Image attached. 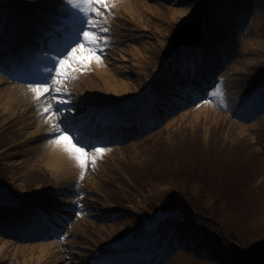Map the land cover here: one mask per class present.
<instances>
[{"label": "rangeland", "instance_id": "rangeland-1", "mask_svg": "<svg viewBox=\"0 0 264 264\" xmlns=\"http://www.w3.org/2000/svg\"><path fill=\"white\" fill-rule=\"evenodd\" d=\"M46 1L0 0V36L6 35L7 24L14 18L12 13L25 14L29 21L64 19L72 33L79 32L85 16L70 11L79 0L66 3L70 8L64 12H56L53 2L46 5ZM56 1L62 5V0ZM98 7V13L96 8L87 10L92 14L88 23L99 26L94 35L102 37L99 62L116 81L137 90L111 100L116 102L117 110L130 108L154 88L166 93L177 83L181 87L161 99L163 116L139 117L143 125L127 137L91 142L106 151L90 153L89 159H95L86 169L62 176L50 171L48 158L44 157L54 138L43 111L50 108L49 113L57 116L52 111L60 102L57 94L64 93L69 108L75 106V115L84 110L88 96L96 94L105 99L107 92H112L105 89L103 81L100 85L95 77L87 80L85 76H95L97 60L89 58L83 67L68 61L67 74L60 79L56 74H46L53 67L58 72L59 65L51 61L65 50L50 55L45 51L29 52L35 50L31 48L30 54L49 60H43L42 65H21L47 76L44 82L52 75L50 90L59 91L55 96L29 91L8 105L0 94V197L17 205L44 202L61 210L65 217L51 240L34 233H0V264H51L54 259V264H96L93 256L106 260L117 250L125 251L121 261H139L152 241L156 256L162 251L157 264H264V257L253 259L245 254L260 249L264 253V104L257 92L264 88V0H107L106 7ZM239 18H246V22H238ZM197 19L203 21L202 39L209 34L215 43L201 60L211 57L210 63H215L211 69L219 79L207 88V95L211 92L205 97L209 102H202L203 98L187 104L177 100V94H186L180 82L184 76L171 73L168 64L188 54L179 53L186 49L182 46L173 49L171 37L180 25ZM29 21L22 22L23 27H30ZM208 27L213 28L212 33ZM223 55L227 58L222 61ZM0 77L4 79L0 88L22 84L33 90L32 86L43 82L17 83L1 72ZM213 93H219L218 98ZM8 107L10 110L5 111ZM226 110L239 111L243 118H233ZM64 115L67 113L56 117L57 127ZM187 165L198 166L200 176L187 177L189 171H179ZM173 185L181 189L182 195L185 190L194 194L201 188L198 197L204 198L208 211L181 199ZM219 185L235 192L236 203L227 206L216 197V201L211 199ZM166 200L173 203L171 210L164 208ZM174 224H182L191 232L188 236L194 234L203 241L188 238L182 245L176 244L180 240L172 233ZM208 240L217 244L224 255L204 253ZM40 243L58 246L40 253L35 247ZM47 256L54 257L46 260Z\"/></svg>", "mask_w": 264, "mask_h": 264}, {"label": "bare ground", "instance_id": "bare-ground-1", "mask_svg": "<svg viewBox=\"0 0 264 264\" xmlns=\"http://www.w3.org/2000/svg\"><path fill=\"white\" fill-rule=\"evenodd\" d=\"M53 2H55L56 0H52ZM63 2H61L60 4H62L61 7H57V4L59 3V1H56L54 3V5L52 7H55L54 10L56 12H64V11H67L68 9H63L64 5L66 3H69V0H62ZM73 0H70V3L72 2ZM75 2H78V0H74ZM51 2V0H47L45 3H49ZM65 2V3H64ZM89 0H79V3L76 4V5H73L71 11L74 12V15L75 16H85V14L88 12L87 10V4H88ZM123 2V1H122ZM77 5H80V7H76ZM145 6V5H144ZM84 8V10H83ZM12 11H13V7L11 8ZM151 10L154 11V9L151 7ZM157 13V12H156ZM155 13V14H156ZM177 13H182V12H177ZM13 15H15L16 19L14 20V23L12 28L10 29V31L8 32L7 35H5L4 37H2L4 39L3 42H0V45L1 43L4 44L5 46H8L10 47L12 44H13V41H17L19 39L20 43H18L19 45H24V44H27V43H30L29 45L30 46H34L36 45L35 43L38 42L37 44L40 45V43H44V37L47 36V37H51L52 39H55V43L56 45H59L61 43V37L57 36L56 37V34L60 32V30L58 29H65L63 33L66 34L67 33H70V34H73L72 30H71V27L70 26H60V22H53V21H43V20H40V19H36V20H32L31 21V27L30 29H28V31H21L19 29V27L21 25H24V23H21V22H24L27 20L25 14H14L12 13ZM158 14H159V11H158ZM174 16V15H173ZM62 23L65 22L66 20H61ZM41 25V26H40ZM45 25H48L49 27H56L57 29H50L51 30H54V31H51L52 33H49L50 31L48 29H45ZM208 31L211 32V30H213L212 27H208L207 28ZM54 33V34H53ZM62 33V34H63ZM212 33V32H211ZM75 35L74 38L76 37V34H73ZM203 36V35H202ZM46 37V39H47ZM12 38V42H9V39ZM50 38V39H51ZM1 39V37H0ZM212 37L211 35L209 34H206V38H203L201 40V44L199 45V47L197 48H190V49H182L181 52H179L180 54H182L183 56L184 55H187L188 56H185V57H181L180 59L181 60H184L186 63L185 65L186 66H191L193 68V71L197 69V65H195L196 62H199V61H202L201 60V54L204 52V53H209V48L215 44L212 40ZM17 44V45H18ZM208 44L209 47L208 48H204L203 46H208L206 45ZM86 47V45H85ZM17 49V47H15ZM29 48V46H27L26 50ZM10 52H12L10 50ZM11 59L13 60V62H21V61H24V59L28 56V59L25 60L24 62H28L30 65L32 64H35L37 63V65H42L41 62H43V60L46 62L49 60V58L47 57H44V56H40V55H35V54H29L28 51L26 52H18V51H13L10 55ZM44 57V59H43ZM206 57L205 55L203 56V58ZM224 57H227L226 55ZM9 58V59H10ZM179 59V57H177ZM67 59V58H66ZM56 59H53L51 61L52 62H55ZM70 61V59H69ZM204 62H210L211 61V57L210 56H207V58H205L203 60ZM203 61L201 62L203 64ZM7 62V61H5ZM180 62V60H179ZM71 62H69L70 64ZM96 69L93 70V73L95 74V76L93 75L92 78H89V75H85L87 80H91V79H94L95 77V81L96 82H99L100 85H102V81L105 85V89L107 90H110L112 93L110 92H107L108 93V96H105L106 98L102 99L98 97V95L96 94H93L91 98H89L88 96V99L86 100V103H93V104H96V106H94L93 104L90 103V106L88 107V110L89 112H94V115L96 116V121L97 122H92L91 124V127L93 126H98L100 125V128L99 129H103L104 127L106 126H116L119 125V124H124L127 122V119H133L132 122H134V124H138L140 122L139 120V117L140 119H147V117H150L148 116L151 112V107H153V104L159 100V98L161 97L162 95V90H158V88H154L152 90V92L150 93V96L146 97L145 99V102L143 101H139V99L137 100L138 103H137V108H136V114L134 117H131L129 115H127V113H123V114H120L118 113L119 110L116 109V102L114 103L113 101L111 100H114L115 98L116 99H120L119 97H123V96H127L128 94L130 93H136L137 90L135 91H132V90H129V87L130 86H133V85H129V84H123L119 81H116L115 78H113L112 74L111 75H108L107 73L109 72L108 71V68L105 67V65H101V63L98 61L95 65ZM136 67V66H134ZM173 69H175L173 67ZM20 70H23V72L29 74L27 76H29V78L27 77L28 81L30 80H34V81H37V82H41L43 81L42 83H44V81L46 80L47 76H44L42 77L41 74H37V73H33V70H28L25 65H21L20 66ZM66 70V69H65ZM201 70V69H200ZM67 71V70H66ZM38 72V71H37ZM191 73L192 70L190 71ZM203 72H206V69L203 70ZM213 72H210L208 75L213 76ZM50 72H49V69H48V72L46 75H48ZM139 73V72H138ZM189 73V75L191 74ZM207 76V74H206ZM26 78H24L25 80ZM192 82L190 83L192 86H199L201 85V81L199 78H192L191 79ZM4 79H2L0 77V84L1 82L3 83ZM58 82V81H57ZM182 82V81H180ZM185 82V80H184ZM182 82V86H185L186 84ZM36 84H39V83H36ZM180 84L177 83L174 87L170 88L171 90H176V92L180 89L181 86H179ZM134 87V86H133ZM131 89V88H130ZM29 91H33L31 90V86H27L25 87V85H22V84H12V85H9V86H5L4 88H0V94L2 95L4 101H5V104H9V102L11 100H13L14 102H16V97L18 96H22L23 94H27V92ZM127 91V92H125ZM128 93V94H126ZM164 94V93H163ZM198 92L197 91H193V96L195 98L198 97ZM207 93L204 92L202 93V95H206ZM210 93H208V95H210ZM63 95L64 96V93L62 94H57V96H61ZM112 95H114V98L112 97ZM214 98H218V95L219 93H216L214 94L213 93ZM186 94H180V96H177V100L183 103L184 102H187V97ZM185 97V98H184ZM110 98V99H109ZM109 99V100H108ZM37 100H40V98H38ZM43 100V99H41ZM89 101V102H87ZM65 104L70 105V103H66L64 101ZM108 105H111L108 106ZM179 108L180 105H178ZM208 108L210 107V105H206ZM110 107V108H109ZM207 108V109H208ZM10 108L8 107L5 111H9ZM173 110H176L177 109V106L176 107H172ZM43 111V110H41ZM50 111V108L46 109L43 111V117H45V121L47 122V125L49 126V129H50V132H47L49 134H53L54 132H56L58 130V127H57V124H56V120H57V116H54L53 114L49 113ZM124 112V111H123ZM129 114H131V112L129 111L128 112ZM153 115V114H152ZM85 114L80 117V121L81 122H84V123H87L89 120L88 119H84L85 118ZM131 117V118H130ZM25 123H27V121H25ZM99 127V126H98ZM82 133V134H81ZM77 135H82L83 138L87 137V132L84 134L82 130H80V132L77 133ZM53 143V144H52ZM49 146H48V152H46L44 154V157L48 158V167H50V171L51 172H56L57 174H61L62 176L65 175L66 173H75L76 170H83L80 166H79V163L78 161L75 159V157L69 152L67 151L63 145H58L56 144L54 141L52 142ZM91 154H94V155H97V154H101V153H98V152H93ZM91 154H89V157L91 156ZM77 173V172H76ZM79 191H81V189L79 188ZM1 220L3 219V216L0 218ZM180 233V235L184 238L188 237V234H187V231L186 229H184V226H181V225H178V227L175 228V231H174V234H178ZM188 233L190 234L191 232L188 231ZM191 238L193 239H197V241H203L200 237H195L194 234H191L190 235ZM154 243H151V247H149L148 249H146L144 251V261H142V263H146L148 264L151 263V264H155V262L158 260L159 257H156L154 260L151 261V257L153 256L152 252H151V249H152V245ZM58 246V243H40V245H36L35 247L36 248H39L38 251L40 253H44L45 251H52V250H55ZM27 248V247H25ZM205 250L204 252L208 253H212L213 255H216V256H219V252L222 254V256L224 255L221 251H219L218 249V245L215 244L213 241L211 240H208L206 243H205ZM162 252H160L159 256H162L161 255ZM41 258H43V256H40ZM51 257H54V256H51ZM50 256H47L46 257V260L48 258H51ZM99 260V264H110L109 261H100V258H98ZM56 260L54 259L52 261L51 264H54L56 263L55 262ZM58 262V261H57ZM141 263V264H142ZM140 264V263H138Z\"/></svg>", "mask_w": 264, "mask_h": 264}, {"label": "snow or ice", "instance_id": "snow-or-ice-1", "mask_svg": "<svg viewBox=\"0 0 264 264\" xmlns=\"http://www.w3.org/2000/svg\"><path fill=\"white\" fill-rule=\"evenodd\" d=\"M98 6L106 7L107 0H89L87 4L89 9L96 8L97 13L100 10V7ZM76 7L79 8L80 5H77ZM91 15V12H87L85 14V17L81 22L80 30L77 32V38L73 40V42L65 49L64 52L57 56L55 62L59 65L58 72L55 67L49 69L50 73L58 75L60 79H63L67 74L65 69L69 68V59L73 63L83 67L84 62L89 58L99 61L103 55V52L100 50V41L102 37L94 35L96 29L99 26L88 23V19L91 17ZM107 30V28L104 29L105 32H107ZM81 34L83 39H81ZM85 45H87V47H85ZM65 57H67V59ZM52 78V75H50L48 81L32 86L33 91H35L38 95L47 94L48 96H55V92L59 91V88L50 90ZM257 92L259 94L258 98L260 102L264 104V88L258 89ZM59 100L60 102L54 106L52 111L55 112L57 116L65 112L67 115H64L63 118L58 121V130L52 134L51 138H54V142L56 144L63 145L64 148L75 157L79 163V166L82 169H86L91 163L94 162L95 159L93 157V160H90L89 154L93 152L103 154L106 151V148L85 143L83 136L77 135L78 130H74L77 118L76 116L72 115L75 106H73V108H69L68 105L64 103L63 95H61ZM202 102L207 103L209 101L205 98ZM4 206L3 199L0 197V207Z\"/></svg>", "mask_w": 264, "mask_h": 264}, {"label": "trees", "instance_id": "trees-1", "mask_svg": "<svg viewBox=\"0 0 264 264\" xmlns=\"http://www.w3.org/2000/svg\"><path fill=\"white\" fill-rule=\"evenodd\" d=\"M197 168L198 166H194L193 168H190L189 165H187L186 168H182V169H179L180 172H183V170L185 171H189L188 176L192 175L194 176V178H197V176H200V173L202 172V170L197 173ZM193 172V174H191ZM174 188H176L174 185H173ZM171 189H172V186H171ZM177 191L180 193V198L181 199H186L188 201H190L196 208V209H200L202 210L203 212H207L208 209L210 207H207L203 204V199L204 198H199L198 196H201V192H202V189L201 188H197V190L195 191L194 194H191V190H185L183 192V195H182V192H181V189L179 188H176ZM217 192H215V194L212 195L211 199L213 200L214 197H216V199H220L221 201H224L227 206L231 203H236L237 199H236V196H235V192L233 190H231L230 188L224 186V185H219L217 187ZM185 195V196H184ZM187 195H190L191 197H188ZM193 198V199H192ZM180 199V200H181ZM213 201H216V200H213ZM164 204H166V206H164V208H166L167 210H171L173 208V203H171L169 200H166L164 202ZM186 211V209H185ZM247 253L245 254H251V257L250 258H256V257H264V255H262V249H260L259 251H246ZM264 254V253H263Z\"/></svg>", "mask_w": 264, "mask_h": 264}, {"label": "water", "instance_id": "water-1", "mask_svg": "<svg viewBox=\"0 0 264 264\" xmlns=\"http://www.w3.org/2000/svg\"><path fill=\"white\" fill-rule=\"evenodd\" d=\"M200 29V21L195 20L182 24L172 35V46L180 45L195 46L198 43Z\"/></svg>", "mask_w": 264, "mask_h": 264}]
</instances>
